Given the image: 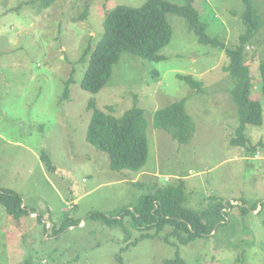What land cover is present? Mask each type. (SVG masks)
<instances>
[{"label": "rangeland", "instance_id": "obj_1", "mask_svg": "<svg viewBox=\"0 0 264 264\" xmlns=\"http://www.w3.org/2000/svg\"><path fill=\"white\" fill-rule=\"evenodd\" d=\"M26 1L0 0V189L19 195L22 207L34 214L17 225L0 205V264H118L116 255L129 242L120 229L88 216L133 209L156 186L178 179L185 182L187 208L201 210L215 199L235 206L215 236L178 247L185 264H264V120L260 127H246L247 145L231 144L239 118L230 97L235 81L224 71L225 52L200 44L184 18L168 15L172 36L160 51L164 60L154 63L123 53L107 85L92 95L80 87L89 55L81 58L102 38L106 13L118 5L139 8L145 0H57L46 8ZM167 1L182 5L187 0ZM253 2L262 26L245 47L244 64L253 98L264 105L259 73L264 0ZM193 5L207 35L235 49L245 32L243 1L194 0ZM71 74L70 98L61 101ZM178 75L202 83L201 90L191 89ZM183 99L195 124L187 145L153 127L157 110ZM91 100L115 117L135 102L143 110L148 158L139 173L111 171L107 155L86 141ZM43 152L54 171L41 162ZM242 202L247 211L236 207ZM254 204L257 210L250 211ZM65 219L80 224L51 236ZM163 236L129 244L122 253L124 264L172 260L177 248Z\"/></svg>", "mask_w": 264, "mask_h": 264}, {"label": "trees", "instance_id": "obj_2", "mask_svg": "<svg viewBox=\"0 0 264 264\" xmlns=\"http://www.w3.org/2000/svg\"><path fill=\"white\" fill-rule=\"evenodd\" d=\"M57 0H27L26 4L39 5L46 8ZM245 10L242 23L245 32L239 38L235 49L226 48L218 39L207 35V25L201 20L199 11L194 7V0H187L179 5L167 0H145L139 8L118 5L106 13L103 28L104 33L92 51H86L81 61L89 55L88 66L80 82L83 91L96 95L109 82L113 68L118 64L121 55L128 53L149 62H161L164 57L160 51L171 40L172 29L168 15H176L186 20L190 30L197 36L200 44L210 45L214 49L225 52L229 62L224 71L235 81V87L230 93L232 102L237 106L239 127L236 138L231 140L233 146H245L248 139L244 136L247 126L260 127L264 120V105L253 98L254 86L248 67L244 64L245 47L256 36L262 26L261 16L253 0H242ZM261 93L264 103V58L259 63ZM157 71L153 76H157ZM178 78L191 89L200 91L202 83L191 76ZM74 83L73 75L65 81L61 101L70 97V85ZM186 100L175 102L168 107L159 109L153 117V127L167 132L171 138L181 145H187L195 133V124L185 110ZM135 102L122 116L115 117L111 113L101 111L91 100L88 110L92 111L86 132V141L97 151L108 157L109 169L114 172L130 171L139 173L146 165L148 158L147 123L144 112ZM41 162L49 171H54L50 157L43 152ZM188 201L184 180L178 179L174 184L156 186L152 193L139 199L133 209H124L116 215L91 213L88 219L100 222L108 228L120 229L126 248L120 249L116 255L118 264H124L122 253L143 240H153L164 235L162 241L176 247L175 257L166 260L164 264H185L179 254V246H187L197 240L211 238L218 230L228 224L230 213L235 209L230 202L215 199L208 207L193 210L184 206ZM0 205L7 215L12 217L17 225L22 223L29 213L22 207V199L16 193L0 189ZM246 203L236 206L239 211H247ZM257 205L250 206V211H256ZM240 212V214H241ZM66 221L59 230L53 229L51 236H59L69 227L79 225L73 219ZM264 227V220L262 222ZM47 226L44 232L48 233ZM139 233L135 238L133 233ZM214 233V234H213ZM134 238V242L131 239Z\"/></svg>", "mask_w": 264, "mask_h": 264}]
</instances>
